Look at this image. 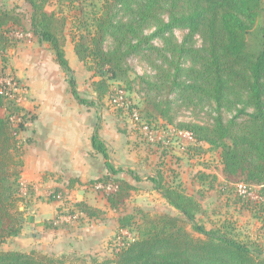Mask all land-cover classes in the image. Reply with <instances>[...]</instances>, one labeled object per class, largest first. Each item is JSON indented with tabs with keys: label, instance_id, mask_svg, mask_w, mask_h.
Wrapping results in <instances>:
<instances>
[{
	"label": "trees",
	"instance_id": "obj_1",
	"mask_svg": "<svg viewBox=\"0 0 264 264\" xmlns=\"http://www.w3.org/2000/svg\"><path fill=\"white\" fill-rule=\"evenodd\" d=\"M23 1L31 9L30 31L38 43L49 45L79 104L95 107L110 82H128V61L138 58L152 72L137 76L146 94V115L172 123L177 114L174 110L179 108L177 101L185 106L207 104L214 112L210 123L178 126L191 133L196 143L220 150L226 176H241L247 184L264 186V23L257 24L264 13L261 0H104L99 9L74 16L69 31L73 52L92 74L95 100L77 94L63 48L67 19L62 6L47 12L54 0ZM66 1L69 7L76 2ZM20 24L19 14L0 11L3 64L7 50L18 43L13 34ZM174 30L187 31L181 42L172 38ZM195 36L202 38L199 48ZM249 39L255 42V49ZM160 42L161 46L156 44ZM5 91L6 86L0 85V109H7L6 117L0 116V245L18 236L25 223L19 210V203H25L26 198L19 181L22 145L18 137L33 121ZM225 113L229 118H224ZM91 146L106 160L107 170L93 185L117 187L103 193L108 206L116 209L118 188L133 187L116 177L122 171L109 162L96 129ZM148 180L179 216L143 215L135 224L136 239L115 253L113 264H264L263 247L237 240L223 231L224 227L207 230L198 225L195 200L177 186L165 185L163 178ZM260 194L264 198V187ZM73 207L74 214L77 209L89 217L103 213L83 202ZM132 216L120 219V228L129 227ZM186 224L198 236L188 232ZM0 264L64 263L35 252L0 250Z\"/></svg>",
	"mask_w": 264,
	"mask_h": 264
},
{
	"label": "rangeland",
	"instance_id": "obj_2",
	"mask_svg": "<svg viewBox=\"0 0 264 264\" xmlns=\"http://www.w3.org/2000/svg\"><path fill=\"white\" fill-rule=\"evenodd\" d=\"M75 1L69 7L70 3L66 0H54L46 7L47 12L58 11L59 6L63 8L62 15L67 19L63 32V48L67 45L68 48L73 49L69 31L74 16L82 17L92 10L99 9L104 0ZM19 2L20 0H0V11H11L20 16L21 24L16 27L13 34L18 42L23 40L19 37L26 32V29L31 30L29 21L31 12L29 13L28 8L26 9L23 4L20 6ZM261 2L264 5V0ZM80 9L82 12L79 11ZM262 23H264V13L257 21L258 26ZM186 34V30H174L171 36L177 42H181ZM253 37L256 38L255 35ZM35 38L34 43L32 42L33 46L44 47L51 52L49 45L38 44ZM162 43L156 44L161 46ZM248 43L253 45V49L256 48L255 42L249 39ZM194 44L196 48L201 47L202 38L195 36ZM51 54L53 55L52 52ZM6 55L5 53L7 61ZM5 64L7 65V62ZM5 64L0 56V71ZM128 67L130 68L128 82H110L106 95L94 108L99 113L106 112L110 119L113 118L116 122V128L132 159L119 160L121 164L117 169L122 172L116 177L122 181L129 180L130 182H127L133 189L118 188L120 194L115 196L116 209H111L107 199L103 197L107 208L105 212L98 213L97 217H89L80 209H77L75 214L71 213L74 210L72 204L74 200L64 198L59 202L61 209L56 211L49 227L43 230L39 229L40 224H35L37 213L33 212L32 207L28 206L26 209L25 203H19V210L25 220L24 232L21 231L18 236L8 239L0 245V250L35 252L59 259L64 264H113L115 253L123 245L136 239L135 224L142 221L143 215L179 216V213L148 180L157 177L163 178L165 185L177 186L197 202L199 208L195 214V222L198 225L207 230L224 227L223 231H227L237 240L247 244L254 242L264 248V198L260 194L264 186L247 184L241 176H226L221 164L220 150L212 149L203 143H196L191 133L178 126V123L184 122L201 125L210 123L214 116L212 108L197 102H194V106H185L182 101H177L179 108L174 110L177 114L172 123L167 118H150L146 115L148 112L144 104L145 91L137 80V76L152 74L150 67L138 58L129 59ZM5 68L4 66L3 76L0 77V85L7 84L5 95L21 107L25 99L23 89L11 76L9 69L6 68V72ZM89 88L92 93L89 99L95 100L96 94L92 84ZM114 95H121L119 106L112 103L111 98ZM120 111L123 114L117 115ZM6 115L7 109L1 108L0 116L6 117ZM133 115L137 117L136 121L132 118ZM223 116L227 119L230 115L225 113ZM97 117L95 119L99 122ZM14 125L16 121L13 122L12 126ZM104 187L105 189L100 190L97 196L108 192L106 186ZM116 189L117 187L114 186L111 188L112 191ZM21 193L25 195L27 191L21 187ZM130 215H133L131 225L120 228L119 220ZM27 222L29 225L25 226ZM93 223L98 229L92 226ZM186 229L193 236H198L189 224H186ZM22 234L25 236H21Z\"/></svg>",
	"mask_w": 264,
	"mask_h": 264
},
{
	"label": "crops",
	"instance_id": "obj_3",
	"mask_svg": "<svg viewBox=\"0 0 264 264\" xmlns=\"http://www.w3.org/2000/svg\"><path fill=\"white\" fill-rule=\"evenodd\" d=\"M18 4H23L31 12L23 0ZM25 31L20 37L23 39L21 43L19 41L7 50L5 67L25 94L21 108L33 116V121L18 137L22 145L19 181L27 191L24 206L32 207L37 213L35 224H40L39 229L43 230L53 221L56 211L61 208L59 202L64 198L74 200L72 204L83 202L105 212L104 196H97L99 192L93 185L107 173L106 160L91 146L95 129L115 170L121 164L120 159H132L115 120H111L106 112L99 113L94 107L79 104L51 52L44 47L33 46L35 37L30 30ZM35 42L38 43L36 38ZM64 53L77 94L81 99L91 100L92 74L77 59L73 49L66 45ZM91 200L97 203L89 202ZM92 226L97 228L94 223Z\"/></svg>",
	"mask_w": 264,
	"mask_h": 264
},
{
	"label": "built area",
	"instance_id": "obj_4",
	"mask_svg": "<svg viewBox=\"0 0 264 264\" xmlns=\"http://www.w3.org/2000/svg\"><path fill=\"white\" fill-rule=\"evenodd\" d=\"M17 37H19V35L17 36ZM20 38V37H19ZM5 84V83H4ZM6 87H8L7 86V84L5 85ZM15 89V88H14ZM17 89H19V88H17ZM5 90V89H4ZM3 90V91H4ZM9 90H10V86H9ZM12 91V90H11ZM15 91V90H14ZM12 97H14V94L12 93ZM113 98H111V100H112V103L114 104V105H120V101H121V95H117V96H112ZM135 121L137 120V117L135 116V115H133V117H132ZM111 186H106V190L107 191H109V190H111ZM96 189L97 190H104L105 189V187L103 186V185H101V184H97L96 185Z\"/></svg>",
	"mask_w": 264,
	"mask_h": 264
}]
</instances>
